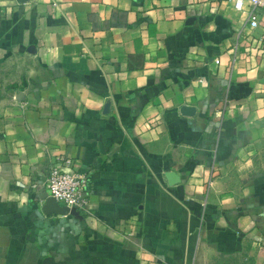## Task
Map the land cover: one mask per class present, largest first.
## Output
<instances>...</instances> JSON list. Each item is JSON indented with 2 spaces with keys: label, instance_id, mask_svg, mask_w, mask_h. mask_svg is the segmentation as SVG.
<instances>
[{
  "label": "crops",
  "instance_id": "1",
  "mask_svg": "<svg viewBox=\"0 0 264 264\" xmlns=\"http://www.w3.org/2000/svg\"><path fill=\"white\" fill-rule=\"evenodd\" d=\"M60 157L82 221L36 199ZM0 264H264L263 31L221 0H0Z\"/></svg>",
  "mask_w": 264,
  "mask_h": 264
},
{
  "label": "built area",
  "instance_id": "2",
  "mask_svg": "<svg viewBox=\"0 0 264 264\" xmlns=\"http://www.w3.org/2000/svg\"><path fill=\"white\" fill-rule=\"evenodd\" d=\"M247 16V25L252 30L264 33V0H221ZM219 63V60H216ZM89 174L80 169L74 160L56 158L51 161L47 175L36 192V199L44 205L53 198L63 212L62 216H73L84 220L89 213Z\"/></svg>",
  "mask_w": 264,
  "mask_h": 264
},
{
  "label": "water",
  "instance_id": "3",
  "mask_svg": "<svg viewBox=\"0 0 264 264\" xmlns=\"http://www.w3.org/2000/svg\"><path fill=\"white\" fill-rule=\"evenodd\" d=\"M110 106V103L106 104V110H108ZM196 111V107L193 106V105H183L181 107V112L182 114L184 115H188V116H192ZM168 177L170 179V181L172 179H175V175L174 173H169L168 174ZM44 211L47 213V214H52V213H59V212H63L64 209H61L59 207V205L57 204V202L53 199V198H49L46 203L44 204Z\"/></svg>",
  "mask_w": 264,
  "mask_h": 264
}]
</instances>
